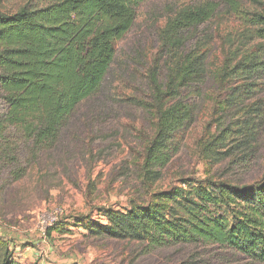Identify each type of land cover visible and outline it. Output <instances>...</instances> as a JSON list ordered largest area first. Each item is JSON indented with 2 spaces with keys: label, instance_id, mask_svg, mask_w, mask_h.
Here are the masks:
<instances>
[{
  "label": "trees",
  "instance_id": "1",
  "mask_svg": "<svg viewBox=\"0 0 264 264\" xmlns=\"http://www.w3.org/2000/svg\"><path fill=\"white\" fill-rule=\"evenodd\" d=\"M143 1L24 0L15 10L0 11V166L9 168L13 180L55 146L77 105L99 91L115 57V42L129 31ZM262 7L249 18L247 40L219 70L220 84L229 83L221 109L232 113L202 145L208 157L221 154L229 141L235 148L252 144L263 125L264 0ZM213 12L207 3L180 7L158 32L161 54L148 76L151 103L138 102L144 108L149 104L155 117L141 165L144 180L160 176L176 151L175 134L194 121L195 106L187 97L205 81L207 50L198 42L185 51V33ZM158 70L164 72L162 82ZM97 215L76 224L92 237L136 241L147 250L218 245L264 264V178L245 185L184 178L145 203L100 207ZM61 219L46 228V238L65 229ZM0 264H21L1 236Z\"/></svg>",
  "mask_w": 264,
  "mask_h": 264
},
{
  "label": "rangeland",
  "instance_id": "2",
  "mask_svg": "<svg viewBox=\"0 0 264 264\" xmlns=\"http://www.w3.org/2000/svg\"><path fill=\"white\" fill-rule=\"evenodd\" d=\"M24 0H0V11L15 10ZM210 4L212 17L188 30L185 51L205 44L207 73L199 92L188 94L194 121L175 134L176 151L154 180H144L141 165L154 132L150 70L159 58L158 32L177 9ZM262 0H144L133 25L115 42V57L99 91L77 105L58 141L28 164L13 180L0 166V236L21 264H260L231 248L178 244L147 250L144 243L88 234L77 220L97 218V209H122L145 203L181 179L210 178L236 185L264 178V121L256 141L235 148L227 142L215 159L202 145L228 123L231 111L222 101L229 83L218 73L229 53L247 40L253 12ZM158 81L164 72L158 70ZM186 91L183 95H186ZM264 94H261V97ZM247 145V146H246ZM246 146V147H244ZM228 152L224 155V152ZM62 218L63 230L45 237L46 228ZM61 219V220H62Z\"/></svg>",
  "mask_w": 264,
  "mask_h": 264
}]
</instances>
